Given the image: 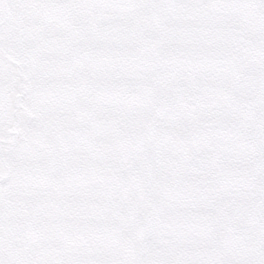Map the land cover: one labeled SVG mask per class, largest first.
<instances>
[{
  "label": "snow or ice",
  "instance_id": "obj_1",
  "mask_svg": "<svg viewBox=\"0 0 264 264\" xmlns=\"http://www.w3.org/2000/svg\"><path fill=\"white\" fill-rule=\"evenodd\" d=\"M0 264H264V0H0Z\"/></svg>",
  "mask_w": 264,
  "mask_h": 264
}]
</instances>
